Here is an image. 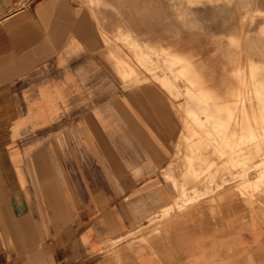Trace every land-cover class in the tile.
<instances>
[{"label": "crops", "instance_id": "0c3cea01", "mask_svg": "<svg viewBox=\"0 0 264 264\" xmlns=\"http://www.w3.org/2000/svg\"><path fill=\"white\" fill-rule=\"evenodd\" d=\"M125 39L165 50L162 81L124 79ZM254 67L264 0H0V264H264V158L232 168L264 130V106L235 100ZM228 163L236 179L200 199L194 184L165 222L167 178Z\"/></svg>", "mask_w": 264, "mask_h": 264}, {"label": "rangeland", "instance_id": "374dc122", "mask_svg": "<svg viewBox=\"0 0 264 264\" xmlns=\"http://www.w3.org/2000/svg\"><path fill=\"white\" fill-rule=\"evenodd\" d=\"M128 46H131L135 53V60L136 65H132L133 67H123L124 69H127L129 72L124 75V79H139V74L141 71H145L149 73L152 79H158L161 80L160 74L164 73L165 66H168V57L165 55V50H156L151 49L147 50L149 53L140 55L137 51V49H134L133 45L130 43L128 39H125ZM166 56V57H165ZM176 57V56H174ZM166 58V59H165ZM172 62V61H171ZM171 68H176L179 63L172 62ZM181 64V63H180ZM176 75V78L179 77H185V74H181V76H178L175 71H173ZM237 80L235 81L234 89L235 90H242L244 91L245 97H242L243 94H238L240 97L235 96V100L237 101L236 104L240 105H246L251 104L252 107L254 106H264V69L259 67L250 68V70H244L242 72H239L236 75ZM147 79V78H146ZM148 80V79H147ZM193 84V83H192ZM254 94V95H253ZM236 95V94H235ZM263 97V98H262ZM252 119L250 120L253 122L256 126L263 127L264 125V119H260L264 116V114H260L257 112V110H253ZM240 116L242 115H236L237 118H234V120L240 119ZM257 133V131H254ZM251 134V136L247 139V143L249 146L247 148L249 149V157L245 158L244 160L236 161L232 164V168H241L244 170L245 175L247 176L248 173H250L252 170H255L258 166L255 165V160L257 158H264V130H262L261 135ZM262 137V138H261ZM240 147V146H239ZM226 165V163H225ZM230 163H228V167L222 168V177L219 178H211L207 177L204 179L201 178H182V179H168L171 180L175 186V189L177 190L178 197L174 201V205L169 207L165 213L163 214V218L165 222L171 219L173 214L176 212H180L184 209L187 203L193 202L194 197L192 196V193L195 192L194 190V184H201L205 185L206 192L204 194L198 193L197 199H200L201 197L210 196L216 194V189L222 187L226 182H228L230 179H236L237 177L233 175ZM264 168V163L259 166ZM229 175L230 178H226L225 176ZM244 176H241L244 178ZM264 177V174L263 176ZM220 181V184L218 183ZM192 183V184H191ZM180 184V185H179ZM214 187L216 189H214ZM253 190H258L256 187L250 186ZM160 222L162 221H151V226L159 228ZM137 228L130 232V234L127 236V238H119L115 241L108 242V251L105 254L114 255L115 252H117L119 249H121L123 245V241L125 239H128V246H132V243L137 239V235L143 232L145 229L151 228ZM156 233H159V231H156Z\"/></svg>", "mask_w": 264, "mask_h": 264}, {"label": "bare ground", "instance_id": "6f19581e", "mask_svg": "<svg viewBox=\"0 0 264 264\" xmlns=\"http://www.w3.org/2000/svg\"><path fill=\"white\" fill-rule=\"evenodd\" d=\"M244 24V23H243ZM164 46V45H163ZM165 47V46H164ZM244 95V94H243ZM254 95V94H253ZM263 98V97H262ZM251 105V104H250ZM246 107V106H245ZM254 115V114H253ZM225 138H227L226 136H225ZM229 138V137H228ZM238 138V137H237ZM262 138V137H261ZM228 140V139H227ZM192 184V183H191ZM180 185V184H179ZM196 189V188H195Z\"/></svg>", "mask_w": 264, "mask_h": 264}]
</instances>
